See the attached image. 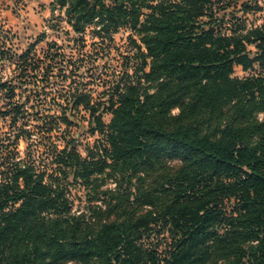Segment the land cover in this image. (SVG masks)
I'll return each instance as SVG.
<instances>
[{
  "label": "trees",
  "instance_id": "1",
  "mask_svg": "<svg viewBox=\"0 0 264 264\" xmlns=\"http://www.w3.org/2000/svg\"><path fill=\"white\" fill-rule=\"evenodd\" d=\"M50 7L63 11L79 41L89 30L92 43L108 46L128 29L132 51L123 58L133 62L104 84L105 99L93 98L83 82L93 76L90 64L58 63V48H47L37 90H52L56 108L34 127L63 141L49 142L48 161L29 149L24 105L3 106L0 264H264V6L52 0ZM253 11L263 17L248 25ZM236 66L247 74L234 76ZM83 117L96 136L84 155L71 136ZM76 186L85 190L82 209H73Z\"/></svg>",
  "mask_w": 264,
  "mask_h": 264
},
{
  "label": "rangeland",
  "instance_id": "2",
  "mask_svg": "<svg viewBox=\"0 0 264 264\" xmlns=\"http://www.w3.org/2000/svg\"><path fill=\"white\" fill-rule=\"evenodd\" d=\"M51 1L0 0V126L6 127L8 120L2 119L3 106L9 102L22 103L28 111L25 124L30 132L29 149L35 157L39 156L42 161H48L49 142L53 141L60 146L63 144L61 139L55 140L53 137L52 140L49 134L44 137L34 127L41 122L48 121L47 117L56 108L51 100L52 90L49 88L37 90L38 85L42 84L40 78L43 77L45 67L49 63L47 48H58L56 57L58 63L64 59L65 62L76 60L77 63L87 61L90 64L93 76L88 73L83 82H88L87 88H90L93 98L105 99L106 96L102 97L104 84L109 85L113 80L118 79L124 69L131 70L129 66L133 62L131 60L129 65H126L123 58L132 51L127 41L128 29L121 28L114 32L108 46L106 43L98 44L97 40L92 43L89 30L84 34V39L79 41L77 39L79 34L73 32L65 22L63 11L53 10L50 7ZM234 1L238 8L241 2L246 0ZM258 4L264 6V0H258ZM261 17H263L261 12L253 11L247 14V24L259 22L257 18ZM78 44L84 46L80 51ZM250 50L254 48L251 47ZM37 67H39L38 71ZM21 68L26 69L21 72ZM81 69L82 72L84 69ZM246 74L239 66L234 68V76L242 77ZM68 82V80L63 82V85L66 86ZM3 83L13 86L14 94L11 95L6 91V87H1ZM38 110L40 111L37 113L39 117L36 118ZM103 119L108 122L110 115L105 114ZM44 125L47 127L46 123ZM2 130L6 131V128ZM71 136L76 139L73 144L82 155L85 154L86 146L92 144L96 137L88 132L86 117L78 120L77 126L72 127ZM26 146L27 142L23 140L18 142L17 149L21 156ZM107 185L114 186L110 181ZM71 198L74 200L73 209H82L85 205V190L78 186L71 187Z\"/></svg>",
  "mask_w": 264,
  "mask_h": 264
}]
</instances>
